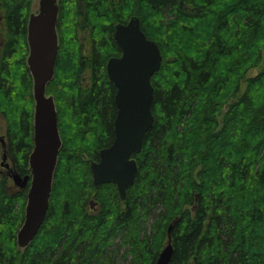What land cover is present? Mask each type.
Instances as JSON below:
<instances>
[{
	"label": "trees",
	"instance_id": "trees-1",
	"mask_svg": "<svg viewBox=\"0 0 264 264\" xmlns=\"http://www.w3.org/2000/svg\"><path fill=\"white\" fill-rule=\"evenodd\" d=\"M59 1L60 49L48 92L57 94L63 145L50 207L38 234L21 251L17 233L28 187L0 183V264H119L110 247L116 238L127 246L125 257L131 255L132 264H155L177 216L171 264H264V88L255 99L249 86L240 92L243 64L252 60L255 66L264 55L258 44L264 0ZM2 4L7 32L2 58L22 56L25 68L22 72L18 60L15 69V64L0 67V109L5 98L16 114L9 141L23 155L17 170L26 174L34 147L35 100L26 65L33 8L31 0ZM133 15L164 57L152 77L155 122L134 154L139 170L125 207L116 188L105 198L107 209L90 214L83 206L85 194L97 187L83 157L94 152L98 159L115 138L117 87L107 64L111 49L122 54L113 35L116 24ZM153 16L164 25L152 32ZM166 16L172 22L166 23ZM89 26L91 34L82 36L81 29L87 34ZM93 33L101 37L94 39ZM22 88L30 97L24 98ZM150 216L155 220L149 229Z\"/></svg>",
	"mask_w": 264,
	"mask_h": 264
},
{
	"label": "water",
	"instance_id": "water-1",
	"mask_svg": "<svg viewBox=\"0 0 264 264\" xmlns=\"http://www.w3.org/2000/svg\"><path fill=\"white\" fill-rule=\"evenodd\" d=\"M60 11L58 0H40L38 11L28 22L30 45L29 69L34 80L36 100L34 115V148L29 157L30 173L22 176L10 168L14 183L29 185L26 216L18 231V245L26 248L45 222L53 188V179L62 147L58 126V112L54 97L47 95V85L55 73L59 50L57 21ZM122 48L121 56L108 63V73L117 86L115 102L118 107L115 119V140L99 152L100 159L92 161L91 170L96 185L115 182L122 199L135 183L139 164L132 155L142 150L145 135L155 122L152 102L153 75L160 70L162 52L141 27V19L134 15L128 23H118L113 33ZM7 152L3 153V162ZM9 167V163H6ZM198 196L193 206L197 208ZM180 219L177 216L168 228V242L155 264H171L175 246L172 231Z\"/></svg>",
	"mask_w": 264,
	"mask_h": 264
},
{
	"label": "rangeland",
	"instance_id": "rangeland-1",
	"mask_svg": "<svg viewBox=\"0 0 264 264\" xmlns=\"http://www.w3.org/2000/svg\"><path fill=\"white\" fill-rule=\"evenodd\" d=\"M31 1H32L33 11L38 10V8H39V1L40 0H31ZM226 1L227 0H225L224 2L226 3ZM229 1H231V0H229ZM2 2H3V0H0V67L2 69V67H4V64L7 63L8 67L11 68L15 64L12 67V69H15V67L17 66L16 61L18 60V62H19V60H20V58L22 56L20 57V56L17 55L13 59L12 58H7V57L6 58H2V56H3V48H4V45H5V42H6V35H7L6 25H5V8L3 7ZM218 8L222 9L224 7L223 6H219ZM166 18H168V20L166 21V23L172 22V18L173 17L166 16ZM148 24H149L148 26L150 28V31H152V32H153L154 29L158 28L159 26L164 25V24H161V20H158L154 16H153V18H151L150 20H148ZM232 26L233 27L236 26V23H233ZM81 28H82V26H81ZM87 28H89L87 30V34L83 33V31L81 29L80 33H81L82 36H89L91 34L92 27L89 26ZM165 28H166V24H165ZM233 29H239V27L236 26V28H233ZM66 31H67V29H66ZM172 31H173V27L171 26V28H170L168 26L167 27V32H169V33L171 32L172 33ZM97 36H98V34H97ZM97 36H96L95 33L92 34V38H94V39L101 37L100 35H99V37H97ZM233 36H234V34H233ZM106 37L108 38L109 36L106 35ZM260 37L261 38L258 39V42H259L258 44L262 48V51L261 52H263L264 51V34H262ZM87 41L89 42L88 39H87ZM175 43L176 44L177 43H183V41H179V40L176 41L175 40ZM90 44H91V42L88 43V46L89 47L87 48V50H89ZM184 45H186V44H184ZM187 47L188 48H192V44H189L188 43ZM166 50H167V52H165L166 53L165 54V56H166L165 58H170V54L171 53H169L168 49H166ZM111 54L113 56H115V55H118V52L114 53V49L113 50L111 49ZM258 60H260V61L255 66L253 65V61L252 60L251 61H248L247 63L243 64V66H242L243 71L246 70V75L242 79L244 81V83H243V88L241 89L240 92L241 93L244 92L246 90V88L249 86V89L252 90L251 97L253 99H255V97H257V95H259L260 93H262V90L264 88V55H263V58L260 57ZM19 63L20 64L18 66L21 65V69H22V72H23V70L25 68V65L23 63H21V62H19ZM26 65H28L27 62H26ZM89 72L90 71L88 69L87 70V76H88V74H90ZM260 72H261V75L259 77H257ZM63 77L65 78V80L67 79V76H63ZM253 77H257V78L253 79V81L250 84V78H253ZM57 79H58V77L56 78V81L53 84V88H55V89H56V86H57V84H56ZM31 80H33L32 79V76H31ZM53 88L51 87L50 91H55ZM22 90H23V88H22ZM29 91H31V94L33 96V87H31V89H29ZM29 91L27 92L26 91V88L22 91L23 96H25L24 98L30 97ZM53 94L57 98L56 92L53 93ZM12 99L15 102L17 101V99L15 97L12 98ZM253 99H252V101H253ZM2 100H3L2 102H4V103L2 104V107L0 109V136H4V139L7 142V149H8L7 156L9 154V157L7 158V161L11 164V162L13 160L15 162L16 167H18L21 164L22 165L24 164V161L22 160L23 155L20 152L14 150V149H11V147H10V141H9L10 140L9 133L12 130V122H11L12 119H11V116L13 117L16 114L13 111V108L12 107H9L10 105L5 100V98L4 99L2 98ZM27 104H28V102H26V105ZM227 105L225 106L224 109H226ZM34 107H35V101H34ZM63 119H64V122L66 124L67 120L64 117H63ZM75 141L78 142V140H75ZM3 153H4V147H3L2 141L0 140V183L5 181L7 186H9V187H12L13 186V187H16V189H20L19 186H17V185L14 184L13 180L6 173L5 167L2 165V162H3ZM93 155H94V152H93V154H88V155L84 154V157L83 158L91 163L92 160H95L93 158ZM1 170H3V172ZM92 179H93V175H92ZM116 188L117 187H116V185L114 183L108 182V183H103L101 186H99V188L98 187L97 188L93 187V188L89 189V192L87 194H85V199H86L87 202H85V205H83V206L85 207V209L90 214H99L100 211H102L104 208L107 209V204H105V206H104L105 198L108 197L109 194H111V192L113 193L114 190L117 191ZM118 198H119L118 199V202L120 203V205L122 207H125V200L122 199L119 194H118ZM85 199H83V200H85ZM91 200H95L96 201V206L95 207L94 206L93 207L91 206V202H92ZM103 200H104V202H103ZM50 202H51V199H50ZM16 205H17V202H15V206ZM16 207H18V205ZM179 214H181V211H180ZM24 220H25V211H24ZM154 220H155V217L154 216H150V218H149V220L147 222L148 228L151 226V224L154 222ZM23 223H24V221H23ZM23 223L18 227V229L21 228V226L23 225ZM17 241H18V239H17ZM167 242H168V238L165 241L163 240L162 245H161V250L164 248V246L167 244ZM19 247L20 246L18 245V248ZM110 247H111V251L114 254H117L116 256H117V258H119V264H132V256L129 255V256L125 257L127 246L120 244V239L116 238V240L114 241V243L111 244ZM19 249L21 251L24 250V248H21V247Z\"/></svg>",
	"mask_w": 264,
	"mask_h": 264
},
{
	"label": "bare ground",
	"instance_id": "bare-ground-1",
	"mask_svg": "<svg viewBox=\"0 0 264 264\" xmlns=\"http://www.w3.org/2000/svg\"><path fill=\"white\" fill-rule=\"evenodd\" d=\"M59 1V0H58ZM59 5H60V1H59ZM39 6H40V1H39ZM35 11H32L31 13H30V15H29V19H30V16H31V14L32 13H34ZM134 16V15H133ZM59 17H60V15L58 16V20H59ZM132 17V16H131ZM131 19V18H130ZM28 22H29V20H28ZM58 22V21H57ZM120 23V22H119ZM118 24V23H117ZM115 31V30H114ZM57 32H58V39H59V49H60V36H59V31L57 30ZM28 39V38H27ZM151 39V38H150ZM116 40V39H115ZM151 40H153V39H151ZM155 41V40H154ZM117 42V41H116ZM156 42V41H155ZM118 43V42H117ZM28 44H29V40H28ZM119 45V44H118ZM159 45V44H158ZM121 48V47H120ZM122 49V48H121ZM58 52H59V50H58ZM122 52H123V50H122ZM162 52V51H161ZM29 56H30V45H29V54H28V57H27V63H28V67H29ZM121 56V55H120ZM113 57H116V56H113ZM113 57H111V58H113ZM110 58V59H111ZM163 54H162V61H161V66H162V62H163ZM109 59V60H110ZM109 60H108V63H109ZM56 64H57V60H56V63H55V73H54V76H53V78L49 81V83H51V81L54 79V77H55V75H56ZM161 68V67H160ZM107 69H108V64H107ZM30 70V69H29ZM31 73V72H30ZM32 75V74H31ZM108 75H109V73H108ZM109 78H110V76H109ZM33 79V78H32ZM110 80H111V78H110ZM112 81V80H111ZM33 83H32V85H33V96H34V80L32 81ZM113 82V81H112ZM48 83V84H49ZM115 84V83H114ZM115 86H116V84H115ZM154 86V85H153ZM117 87V86H116ZM48 92V91H47ZM117 92V91H116ZM47 95H52L53 97H54V101H55V104H56V108H57V103H56V99H55V96L53 95V94H47ZM154 95H155V87H154ZM34 98V100H35V97H33ZM153 100H154V97H153ZM152 104H153V102H152ZM35 107H36V100H35ZM35 107H34V110H35ZM34 115H35V112H34ZM117 117V116H116ZM116 119V118H115ZM114 127H115V122H114ZM59 131H60V129H59ZM34 132H35V130H34ZM147 134V133H146ZM146 136V135H145ZM1 137H4V136H1ZM34 145H35V142H34ZM34 148V147H33ZM33 150V149H32ZM32 152V151H31ZM141 152V151H140ZM139 153V152H138ZM31 154V153H30ZM54 176H55V174H54ZM55 178V177H54ZM94 184H95V182H94ZM53 185H54V179H53ZM96 185V184H95ZM99 185H101V184H99ZM99 185H96V186H99ZM20 187V186H19ZM52 190H53V188H52ZM118 191H119V189H118ZM119 194H120V192H119ZM198 196V194L196 195V197ZM27 201H28V197H27ZM93 202H96L95 200H93L91 203L93 204ZM27 206V205H26ZM195 210V209H194ZM25 216H26V212H25ZM180 217V216H179ZM180 220V219H179ZM178 220V221H179ZM177 221V222H178ZM177 224V223H176ZM20 248V247H19ZM175 252V251H174Z\"/></svg>",
	"mask_w": 264,
	"mask_h": 264
},
{
	"label": "flooded vegetation",
	"instance_id": "flooded-vegetation-1",
	"mask_svg": "<svg viewBox=\"0 0 264 264\" xmlns=\"http://www.w3.org/2000/svg\"><path fill=\"white\" fill-rule=\"evenodd\" d=\"M27 38H28V31H27ZM115 122V121H114ZM114 129H115V127H114ZM0 140L2 141V144H3V147H4V150L8 153V149H7V142L5 141V139H4V137H1L0 136ZM114 140H115V138H114ZM113 140V141H114ZM113 142H111V144H112ZM111 144H109V145H107V146H105V147H108V146H110ZM105 147H103V148H105ZM101 150V149H100ZM100 152V151H99ZM135 154V153H134ZM134 154L132 155L134 158H136L135 156H134ZM9 157V154H8V156H7V158ZM100 159V155H99V158L98 159H95V160H92V161H97V160H99ZM137 159V158H136ZM91 161V162H92ZM138 161V160H137ZM6 163H9L8 161H7V159L4 161V162H2V165L5 167V169H6V173L8 174V176H11L10 175V168H12L14 171H17V172H19L18 170H17V167H16V165H15V162L12 160V162H11V164L9 163V167L6 165ZM90 168H91V163H90ZM2 172H3V170H1ZM22 176H24L25 174H22L21 172H19ZM27 174V173H26ZM92 175H93V173H92ZM93 180H94V178H93ZM112 183H114L115 185H116V187L118 188V186H117V184L115 183V182H112ZM96 186V185H95ZM100 186V185H99ZM99 186H96V187H99ZM126 199V198H125ZM91 201H93V200H91ZM91 206L93 207H95L96 206V202H93V204L91 203Z\"/></svg>",
	"mask_w": 264,
	"mask_h": 264
}]
</instances>
